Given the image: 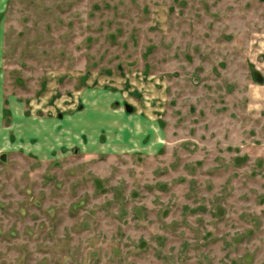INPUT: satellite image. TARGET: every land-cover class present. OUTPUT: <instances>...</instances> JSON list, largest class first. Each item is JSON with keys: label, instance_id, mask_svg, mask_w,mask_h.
Segmentation results:
<instances>
[{"label": "rangeland", "instance_id": "rangeland-1", "mask_svg": "<svg viewBox=\"0 0 264 264\" xmlns=\"http://www.w3.org/2000/svg\"><path fill=\"white\" fill-rule=\"evenodd\" d=\"M86 87L109 149L5 130ZM0 264H264V0H0Z\"/></svg>", "mask_w": 264, "mask_h": 264}, {"label": "crops", "instance_id": "crops-1", "mask_svg": "<svg viewBox=\"0 0 264 264\" xmlns=\"http://www.w3.org/2000/svg\"><path fill=\"white\" fill-rule=\"evenodd\" d=\"M86 89L87 87L81 91V96L79 95L77 101L71 102V105L66 109L68 110V113L61 120L56 116L57 112L53 113L51 110L48 111L46 115L36 116L33 112L30 115H27L20 107L21 115L19 116V121H12V119L10 121L11 126H6L4 128L5 130H10L14 125L25 127L24 133L20 135V138L23 139V141H20L22 145H28V143L34 140L35 136L42 133V139H36V144L40 142L44 147L51 145L50 136H53L57 143L60 142V139L64 138V140H68L69 143L71 142L70 144L72 147L80 144L82 148L85 147V149H88L91 146L97 145L99 137L106 133L108 142L105 146L109 149L110 144L115 142V138L119 139L122 132L126 133V128L124 129L120 127V125L122 122L124 124L127 123L124 121V117H119L120 110L117 108L113 109L112 105L116 100H120L123 95L122 93H117L114 97H112L109 96V94H104L100 91L90 94V90L86 91ZM44 99L46 98L44 97ZM80 103H83L84 109L79 112V110H77V106L80 105ZM56 120H58V122H56ZM64 120L67 121V125L64 124L66 122ZM142 120L147 124H151L149 121L142 119V117H138L133 126L136 130L134 138L137 137L136 135H140L141 138H144L146 134L150 133L145 130L144 125H141ZM95 126L97 127V132L94 129ZM46 131L48 132L47 134L45 133ZM154 143L155 142L152 144ZM65 145L66 146L64 147L68 148L69 144L66 143ZM137 146L138 144L135 142L133 147ZM49 150H51V147ZM103 151L106 152L104 149Z\"/></svg>", "mask_w": 264, "mask_h": 264}, {"label": "water", "instance_id": "water-1", "mask_svg": "<svg viewBox=\"0 0 264 264\" xmlns=\"http://www.w3.org/2000/svg\"><path fill=\"white\" fill-rule=\"evenodd\" d=\"M126 109H127V111H129L130 109H129V107H126Z\"/></svg>", "mask_w": 264, "mask_h": 264}]
</instances>
